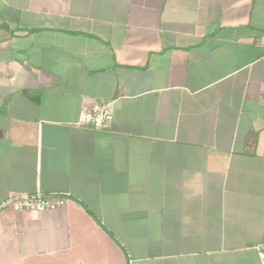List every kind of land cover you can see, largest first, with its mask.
<instances>
[{"label": "crops", "instance_id": "0c3cea01", "mask_svg": "<svg viewBox=\"0 0 264 264\" xmlns=\"http://www.w3.org/2000/svg\"><path fill=\"white\" fill-rule=\"evenodd\" d=\"M262 41L264 0H0V203L69 195L0 264H261Z\"/></svg>", "mask_w": 264, "mask_h": 264}, {"label": "built area", "instance_id": "2783aa9c", "mask_svg": "<svg viewBox=\"0 0 264 264\" xmlns=\"http://www.w3.org/2000/svg\"><path fill=\"white\" fill-rule=\"evenodd\" d=\"M264 48V41L261 42ZM114 114V101H98L90 106H84L76 123L79 127H88L95 131H107L110 129ZM69 195L44 194L36 192L9 197L0 203V211L10 209L14 213H47L61 210L65 207V201ZM261 264H264V244L256 247Z\"/></svg>", "mask_w": 264, "mask_h": 264}]
</instances>
